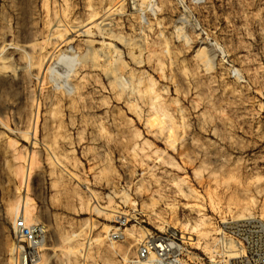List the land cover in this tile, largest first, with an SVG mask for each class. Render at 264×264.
I'll return each mask as SVG.
<instances>
[{"label": "rangeland", "instance_id": "374dc122", "mask_svg": "<svg viewBox=\"0 0 264 264\" xmlns=\"http://www.w3.org/2000/svg\"><path fill=\"white\" fill-rule=\"evenodd\" d=\"M21 204L28 264L263 253L264 0H0V264Z\"/></svg>", "mask_w": 264, "mask_h": 264}, {"label": "built area", "instance_id": "2783aa9c", "mask_svg": "<svg viewBox=\"0 0 264 264\" xmlns=\"http://www.w3.org/2000/svg\"><path fill=\"white\" fill-rule=\"evenodd\" d=\"M13 235L15 239V248L20 256V264H28L31 261L39 247L42 236L41 230L36 224H27L24 219L19 217L14 221ZM115 233H113L114 235ZM157 242L152 243L147 241L143 244L137 253L139 258L147 257L151 251H154L156 256L155 264H174L179 261L182 254L181 248L177 243L178 239L173 237L172 239L161 236L157 238ZM173 243L174 246H168ZM243 264H264V252L255 256H250L245 259Z\"/></svg>", "mask_w": 264, "mask_h": 264}, {"label": "bare ground", "instance_id": "6f19581e", "mask_svg": "<svg viewBox=\"0 0 264 264\" xmlns=\"http://www.w3.org/2000/svg\"><path fill=\"white\" fill-rule=\"evenodd\" d=\"M73 59H75V58H73L72 56H67L66 54H64V55H61L60 54V56L58 57V60L59 61H61V62H63V63H65L66 65H71L72 64V62H73ZM66 82V81H65ZM75 83V82H74ZM68 85V84H67ZM70 87V86H69ZM70 90V89H69ZM68 90V91H69ZM28 206L26 205V204H21V206L20 205H18L17 207H16V212H17V215H18V217H21L22 219H24L26 222H27V224L29 223V222H31V220H32V218H30L29 217V211H28ZM245 219V218H244ZM247 221V220H246ZM249 221V220H248ZM258 221V220H257ZM30 224V223H29ZM177 232V231H176ZM174 233L175 235H178L179 236V232L178 233ZM179 237H181V238H186V239H189L188 237H186V236H183V235H180ZM174 246V244L173 243H170L168 246L170 247V246ZM153 257V253H150V255L149 256H147V257H144V259H140V260H135V261H132L133 262V264H150L152 261L153 262H155L156 261V259L155 258H152ZM153 259V260H152ZM40 262H41V259H40V257H39V259H38V261L36 262V264H40Z\"/></svg>", "mask_w": 264, "mask_h": 264}]
</instances>
